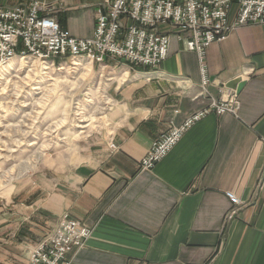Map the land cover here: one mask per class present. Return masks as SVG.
<instances>
[{
  "label": "crops",
  "instance_id": "obj_1",
  "mask_svg": "<svg viewBox=\"0 0 264 264\" xmlns=\"http://www.w3.org/2000/svg\"><path fill=\"white\" fill-rule=\"evenodd\" d=\"M39 1L56 6L70 35L92 36L101 0ZM161 30L170 46L156 67L90 62L107 77V146L73 168L36 172L0 203V264H27L63 213L92 229L68 251L70 264H264V23L212 42L203 62L175 30ZM233 91L236 113L207 112L153 168H140L172 124Z\"/></svg>",
  "mask_w": 264,
  "mask_h": 264
},
{
  "label": "built area",
  "instance_id": "obj_2",
  "mask_svg": "<svg viewBox=\"0 0 264 264\" xmlns=\"http://www.w3.org/2000/svg\"><path fill=\"white\" fill-rule=\"evenodd\" d=\"M54 7L39 0L16 5L0 0V66L19 56L51 60L52 64L73 63L81 57L103 63L111 58L133 66L156 67L169 53L171 33L162 31L163 25L175 30L178 39L203 62L212 42L239 27L264 23V0H101L95 9L92 36L77 38L50 15ZM201 74L203 87L207 82L203 65ZM238 104L235 91L225 100L210 98L206 107L163 132L140 160V168H153L207 112L236 113ZM50 231L30 249L27 264H70L68 251L84 245L92 229L64 213Z\"/></svg>",
  "mask_w": 264,
  "mask_h": 264
},
{
  "label": "rangeland",
  "instance_id": "obj_3",
  "mask_svg": "<svg viewBox=\"0 0 264 264\" xmlns=\"http://www.w3.org/2000/svg\"><path fill=\"white\" fill-rule=\"evenodd\" d=\"M90 62L81 57L52 64L15 56L0 66L1 204L29 189L36 172L73 168L88 160L89 152L107 146L113 131L107 77Z\"/></svg>",
  "mask_w": 264,
  "mask_h": 264
},
{
  "label": "bare ground",
  "instance_id": "obj_4",
  "mask_svg": "<svg viewBox=\"0 0 264 264\" xmlns=\"http://www.w3.org/2000/svg\"><path fill=\"white\" fill-rule=\"evenodd\" d=\"M8 66V65H7Z\"/></svg>",
  "mask_w": 264,
  "mask_h": 264
}]
</instances>
